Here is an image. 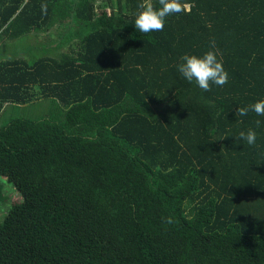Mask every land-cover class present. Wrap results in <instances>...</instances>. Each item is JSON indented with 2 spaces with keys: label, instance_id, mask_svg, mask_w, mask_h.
Returning <instances> with one entry per match:
<instances>
[{
  "label": "trees",
  "instance_id": "1",
  "mask_svg": "<svg viewBox=\"0 0 264 264\" xmlns=\"http://www.w3.org/2000/svg\"><path fill=\"white\" fill-rule=\"evenodd\" d=\"M141 2L0 0V39L58 35L0 61V105L18 109L0 177L23 197L0 264H264V116L235 115L264 100V0H181L148 34ZM213 39L228 83L204 91L177 66Z\"/></svg>",
  "mask_w": 264,
  "mask_h": 264
},
{
  "label": "clouds",
  "instance_id": "2",
  "mask_svg": "<svg viewBox=\"0 0 264 264\" xmlns=\"http://www.w3.org/2000/svg\"><path fill=\"white\" fill-rule=\"evenodd\" d=\"M160 7H154L152 0H142L138 5L140 11L135 18V28L142 34L163 31L166 17L179 14L187 10V5L181 0H158ZM48 5L41 4V12L47 15ZM210 49L202 56L185 54L177 68L179 73L188 82H195L199 88L204 91H211V85L224 86L228 83V73L225 70L222 60L218 59L215 40L209 41ZM252 111L257 116H264V100H259L247 107H239L236 111V117H243ZM256 126H261V121L257 120ZM237 139L247 142L248 145H254L257 139L256 131L249 129L246 133L241 131ZM165 223L172 224V217L165 218Z\"/></svg>",
  "mask_w": 264,
  "mask_h": 264
},
{
  "label": "crops",
  "instance_id": "3",
  "mask_svg": "<svg viewBox=\"0 0 264 264\" xmlns=\"http://www.w3.org/2000/svg\"><path fill=\"white\" fill-rule=\"evenodd\" d=\"M33 39H34L33 37H30V38L27 39V41L22 42L21 44H18V48L14 49L13 52H12V50H13L12 43L17 42L18 40L21 41V39H14L13 40V39H11L9 37H4V38L0 39V61L1 60H5V58L12 57L15 53H17L16 55H18V57H23L26 60L33 61L32 59L35 56L36 50L34 51L28 45V44H30L29 41H33ZM7 44H10L11 48H8ZM28 66H30V65H28ZM35 102H37V101H33L32 104H28L27 103V104L22 105L20 107L21 108L20 111H25V110H27V111L28 110L29 111L30 110L35 111L37 109H39L40 111L41 110L44 111L46 109H49V107H50V103L46 99H44L43 101L39 100L37 103H35ZM0 109H1L0 125L3 124L4 121L6 119H8L10 115H12L14 113H17V111H18L15 103L14 102H10V101L4 102L3 106L0 105Z\"/></svg>",
  "mask_w": 264,
  "mask_h": 264
},
{
  "label": "rangeland",
  "instance_id": "4",
  "mask_svg": "<svg viewBox=\"0 0 264 264\" xmlns=\"http://www.w3.org/2000/svg\"><path fill=\"white\" fill-rule=\"evenodd\" d=\"M53 31L54 30H50L47 33L41 34L39 38L33 39V41H29L30 44L28 45L34 51L36 50V53H35L36 56H40L42 54L45 55L47 46L40 43L44 38L47 37L45 39V42H47L49 39L51 40L58 39V35L55 33H52L53 35L51 37H48L50 33ZM22 40L24 41L25 39H21V41ZM21 41L18 40L17 42L12 43V47H13L12 52L14 51V49L18 48V44L22 43ZM37 43L41 45H38ZM54 44L56 43L54 42ZM7 45H8V48H11L10 44H7ZM34 45H37V46H34ZM54 53L55 51L53 52V54ZM0 184H1V194H2V197L0 198V222H2L6 214L8 213L9 208L15 203L22 202L23 197H22L21 192L15 187V185L11 183L10 181H8L5 177H0Z\"/></svg>",
  "mask_w": 264,
  "mask_h": 264
}]
</instances>
